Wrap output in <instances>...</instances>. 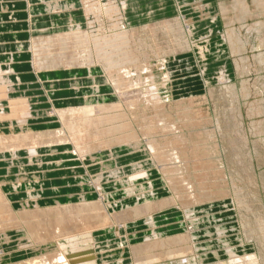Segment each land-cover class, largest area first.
<instances>
[{"label": "rangeland", "instance_id": "obj_1", "mask_svg": "<svg viewBox=\"0 0 264 264\" xmlns=\"http://www.w3.org/2000/svg\"><path fill=\"white\" fill-rule=\"evenodd\" d=\"M172 1L94 0L93 3L103 7L113 2L118 7L119 17L122 18L120 22H123L121 25L125 27L124 31L127 32L126 41L128 42L130 53L136 59L135 65H143L147 66V68L152 66L149 72H151L156 82L162 76V66L158 64L159 61L164 59L168 61L167 70L171 72V75L168 73L166 78L170 80V82H166L169 85L160 91L162 92L160 96L166 101L162 110L169 117L170 122H176L180 128L179 130L187 136L188 145L184 149V156L188 166V177L195 185L194 190L198 191L197 193L201 197L198 202L200 205L191 207V209H194V219L203 222L197 225L198 227L196 226L195 234L198 235V238H194L193 243L189 240L171 241V237L186 234L190 227L187 218L175 206L156 209V211H153L154 213L149 214L154 217V222L151 225L143 222L137 227L128 228L126 224L129 225L135 221L132 210L137 208L139 206L137 204L140 203H135L136 195L128 196L124 191L125 189L120 186H107L106 183L102 184L104 186L102 192L87 186L88 190L94 191L95 195L91 197L88 196L91 194H87V198L83 199L84 201L97 202V198L100 199L101 195L103 204L110 215L124 214V217L120 216L117 222L120 226L113 225L114 227L111 226L112 228H104L94 232L93 238L95 237L98 247L95 251L98 259L113 252L116 254L123 253L124 263L126 262L127 264H216L217 261L213 255L215 254L214 251H217L218 253L223 252L221 264H230L225 248L245 246V249L240 250V254L247 252V254L256 255L254 263L257 261V264H264V0H212L221 9H219L217 14L215 13L207 19L211 23L207 24L208 28H210L207 31V37L213 39L203 60H200L202 57L198 55L197 47L202 44L199 40L205 39V35H202L205 28H195L194 30L190 27L192 31L188 33L187 25L189 20L180 16H184L183 11L179 13V8L181 10L186 8V2L191 0H176V5L180 4V6L177 5L178 11L173 10ZM100 11L99 23L95 22L96 19L93 16L89 20L86 18V22H81L82 31L102 29L108 35L116 32L115 30L110 32L112 30V22L104 14L103 8ZM90 20L95 22L93 28H88L87 21ZM99 25L101 26L99 27ZM65 29L63 28L64 31ZM39 30H41V33H49L37 39H31L30 45H27L30 56V48L33 41L54 36L58 32V30L49 26H43ZM231 34L235 40H238L237 43H232ZM200 35L201 38H199ZM218 36L226 39L220 45L222 50L224 49L221 53H219L218 46H216L219 40L215 38ZM183 41H187L188 44H183ZM232 44L234 47H232ZM79 68L75 66L72 71H77ZM221 69L225 70L226 78L218 80V73ZM63 70V68H58L52 72L56 71L58 74L60 73L67 77L68 75ZM35 74L39 78L41 77L39 73L36 72ZM57 77L58 80L56 81L60 82L59 79L62 77L60 75ZM70 79L67 77L66 80L64 79L65 81L58 83L55 89L56 87H62L64 84L69 86L67 88H71L69 85ZM78 79H82V77L78 76ZM101 79V82L105 83L104 76ZM154 80L152 81L153 83H155ZM151 83L147 82L145 85L151 87ZM85 84H81L82 87ZM104 87L106 86L102 85V88ZM43 89H47V87L42 86V84L36 85L33 82L27 89L20 88L19 90L21 95L24 94L25 90L27 92H37L46 97L47 94L43 92ZM47 90L52 91L49 88ZM71 93L69 92L65 97L68 103L57 104L54 101L55 105L52 106L53 108L41 103L43 104L41 106L42 110L51 112L59 107L80 105L82 102L81 94L78 95L80 97H76ZM104 93L110 94L104 88L96 95ZM54 96H56V93ZM54 99L57 100V97ZM72 101L81 102L72 104ZM105 101L107 103L117 102V98L111 97V99H105ZM2 105L5 108L6 105ZM187 110L191 111L192 118L193 120L195 119L192 126L188 128L184 126L185 121L181 122L184 120L185 114L183 112ZM152 115L148 110L147 103L142 101L132 117V127L136 128L138 133L141 134L140 130L144 126V121L151 119ZM50 119L53 120L50 121ZM42 122L44 123L39 122L40 125L37 128L47 130L58 126L53 116H49L46 122ZM112 125H106L103 129L109 130L107 128L112 127ZM96 129L94 126L90 131L92 138H95ZM68 149L70 147L63 148V146H58L56 149L58 154L46 155L48 152L43 148L39 152L43 161L41 168L36 165L37 162H33L35 164L33 166H28L24 153H21L16 161L13 160L6 164L0 162V177L2 178L5 175L14 177L17 174L23 175L26 173V175H31L35 173L41 176L40 180L45 181L62 178V174H68L67 177L73 176L72 173L74 172L70 170L74 167L81 169V166L74 154L69 155L66 152ZM107 149L92 153L91 156H98L107 151ZM111 149L115 148L112 147ZM122 153L125 154L126 152L122 151ZM139 153V151L133 152L132 154L135 155V158L129 162L142 161L143 159H140L142 156L138 155ZM114 159H119V156ZM63 160L66 165L61 164ZM96 160L98 159L93 161ZM118 162L119 165L122 163L120 159ZM197 163L198 165H196ZM149 164L153 172L150 178L154 184V191L158 193L157 197H170L173 192L162 181V172L160 174L154 167L155 164L151 161ZM9 166H15V169L5 173ZM61 167L66 169L69 167V173L58 171L57 169L59 168L60 170ZM82 169L85 172L83 167ZM53 170L56 171L53 173ZM86 184H89L88 179ZM33 185L28 188V185L24 183L21 186V188L25 186L23 190L20 189V186L18 187L21 191L17 187H11V185L9 187L13 190L2 188L17 213L20 212L18 209L21 208V204L26 200H29L27 207L30 206V209H34L35 199L38 198L37 208L41 207L40 210L54 208L57 204L73 205L75 203L74 205L76 206L82 201V199L61 201L59 198H53L43 204L39 198L40 194H37L38 196L27 195L29 189L32 194L40 193ZM159 188L161 189L158 190ZM52 190L56 192L58 188L53 187ZM209 191L216 192L212 201L208 198ZM113 194L115 195L113 196ZM75 197H77V194L71 196V198ZM89 197L91 198L89 199ZM119 203L125 205H117L113 209L110 207ZM163 211H175L176 215H163L158 220L157 216H160L158 214ZM51 214H49L48 218L53 219L54 216ZM143 219L146 220L147 216H144ZM141 221L139 220L140 223ZM115 227L116 229L119 228V230L115 231ZM217 227H224L225 231L220 235L216 231ZM152 232H156L159 239L166 240L163 247L153 244L157 240L156 237H144V235L149 236V233ZM206 232H211V234L208 235ZM5 233L8 237H4L3 234ZM110 233L115 235L117 239H114ZM25 235L24 230L7 224L1 225L0 251L4 250L7 253L4 255L6 258L8 253H12V263L18 264L33 258L31 253H17V251L32 247V242L28 239L26 240ZM100 236L103 241L100 240ZM107 236L110 239H107ZM51 240L50 238L47 241ZM43 245L49 246L50 244L43 243ZM194 245H197L199 250L195 251ZM59 247L62 251L60 244ZM42 250V252L49 251L46 249ZM167 250H170L173 255L166 253ZM177 250H182L181 255H177Z\"/></svg>", "mask_w": 264, "mask_h": 264}, {"label": "bare ground", "instance_id": "obj_2", "mask_svg": "<svg viewBox=\"0 0 264 264\" xmlns=\"http://www.w3.org/2000/svg\"><path fill=\"white\" fill-rule=\"evenodd\" d=\"M40 1L47 5L46 11L50 12L49 16L55 15L56 18L52 20V27L58 32L54 36L40 38L32 42L30 66L32 65L33 68H31L34 69L35 73L37 72L41 77H45L44 83L48 85H46L47 89L49 88L50 90L52 88V91L59 83L56 80H58L57 76L60 75V73L52 71L63 68L65 70L63 71L71 78L69 85L73 94H81L82 102L78 106L69 105L46 112L44 116L46 118L45 122L49 116H53L58 126L42 130L37 128V126H33V128L28 125L29 121L26 118L33 116L29 102L19 100L13 104L10 101L12 106H9V109L11 111L7 112L8 110H5L0 100V160H14L19 158L21 153H24L27 164L33 165V162H37L41 166L43 161L39 152L43 148L48 153L51 152L52 154L50 155H56L58 154L56 152L58 146H63V148L70 147L66 152L77 157L80 166L85 170L84 176H88L93 171L90 169L86 170V165H95L94 167L97 170L102 168V170L108 171L113 168L115 161V166L119 165V160L114 158H118L120 154L122 155V151H130L131 153L139 151V155L143 158L139 157L143 160L131 162L132 170H129L128 173L123 172L125 168H120V170L115 171L116 173H111L109 175L111 179H105L106 185L120 186L125 189L124 191L128 196L136 195L135 203H140L137 204V206L139 205L137 208L132 210L133 216L134 218L147 216V219L143 222L150 225L154 222V219L149 214L156 211V209H163L167 206L179 208L189 221L190 227L186 234L171 237V241L189 240L193 243L194 238H198V235L195 234L196 226L203 221L194 219V209H191V207L200 205L198 202L201 197L197 193L198 191L194 190L195 185L188 177V166L184 156V149L188 145L187 136L179 130L180 128L176 122H170L169 117L162 110L166 101L160 96V93H162L160 91L169 85L166 83L167 81L170 82V80L166 79L168 73H171L167 70L168 61L164 59L158 63L162 66V76L158 82L154 80L155 78L149 72L152 66L147 68V66L135 65L136 59L130 53V48L126 41L127 32L124 31L125 27L121 25L123 22H120L122 18L119 17V9L113 2L101 7L93 3L94 0L82 1V8L88 20L93 16L96 19L95 22L99 23L100 9H104V14L112 22V30L110 32L116 31L108 35L102 29L95 31L81 30V21L76 20L73 12L70 11L79 4V0L67 4L61 0ZM27 3L29 4L28 0ZM31 21H33L32 17ZM35 22L32 23L35 24ZM87 22L88 28L94 27V21L90 20ZM187 27L188 33H190L192 30H190L189 22ZM63 28H66L65 31ZM233 37L231 34L232 43H237L238 40ZM222 42V40H219L216 43L219 53L224 50L220 47ZM183 44L187 45L188 42L183 41ZM205 44L202 43L197 47L198 55L202 57L200 60L205 59L210 41ZM16 47L22 50L24 45L18 43ZM232 47H234L233 44ZM10 58L11 61L5 65H2L0 61V84L5 86L0 90V99L11 91L12 76L18 81L21 80L13 68V55H10ZM75 66L80 68L73 72L72 68ZM78 76L82 77V79H78ZM103 76L105 83L101 82V77ZM218 76V80L225 79V70L221 69ZM153 80L155 83L152 82ZM147 82H152L150 84L151 87L145 85ZM81 84H85L84 87ZM102 85L106 86L104 88L110 94L96 95L101 89H104ZM111 97H116L117 102L109 101L112 103H107L105 101V99H111ZM142 101L147 103L148 110L153 115L151 119L144 121V126L140 130L141 134H139L136 128L132 127V117ZM183 114H185L184 120L181 122L185 121L184 126L186 128L192 126L195 119L193 120L191 111H184ZM109 124H113L112 127L107 128L109 130H104V126ZM94 126L97 129L95 138H92L90 131ZM110 146L115 149H111L112 147ZM103 149H107V151L98 156H91L92 153H97ZM94 159H98L96 160L97 162L93 161ZM105 159L106 161H104ZM150 161L155 164L153 165L160 174L162 172L161 179L168 186L167 188L170 191L172 189L173 194L170 197H157L158 193L154 191V184L150 178L151 174H153L151 167H149ZM145 166H147V169ZM63 170L65 171V168ZM72 170V172L78 173L75 167ZM96 173H93V175ZM200 173L198 174L200 175ZM39 181L42 180L35 173L31 175H26L25 173L10 181L7 178L0 177V228L1 225L7 224L24 230L26 240L28 239L32 242V247L22 249L17 251V253H31L33 258L18 264H127L126 262L124 263L123 253L116 254L113 252L98 259L95 251L98 247L95 237L93 238L94 232L104 228H112L111 226L113 225L120 226L117 222L120 216L124 217V214L110 215L103 204L101 195L100 199L97 198V202H86V200H83L86 199V194H82L79 197L82 201L76 206L74 205L75 203L73 205L57 204L56 207L53 206L54 208L51 209L44 208L45 210H40L41 207L37 208L38 198L35 199L34 209H30V206L27 207L29 200H26L21 204V208L18 209L20 212L17 213L2 188L8 184L11 187L18 188L24 183L29 188L32 187V183H39ZM88 182V187L91 186V188L102 192L104 186L102 183L99 184L98 181L94 182L93 176L89 177ZM29 191L31 190H28V196L40 194L38 192L32 194ZM215 194L216 192L209 191L208 198L210 201H212ZM240 202L242 201L240 200ZM117 205L124 206L125 204H113L110 207L113 209ZM50 213L53 214V219L48 218ZM116 230H119V228L116 229L115 227ZM216 231L221 235L225 228L217 227ZM206 233L208 235L211 234V232ZM3 235L8 237L6 233ZM144 237H156L157 240L153 244L161 247L166 243V240L157 237L156 232L149 233V236L144 235ZM50 238L52 240L47 241ZM43 243H49L50 245H43ZM194 248L195 251L199 250L197 245H194ZM42 249L49 251L42 252ZM225 249L230 264H253L256 260V255L247 254V252L240 254V250L245 249V246L239 248L226 247ZM181 252L182 250H177V255H181ZM214 252L213 256L217 261L216 264H221L223 252ZM166 253L173 255L170 250H167ZM6 254L4 250L0 251V264H15L11 261L12 253H8L7 258L4 256ZM255 263L257 264V261Z\"/></svg>", "mask_w": 264, "mask_h": 264}, {"label": "crops", "instance_id": "obj_3", "mask_svg": "<svg viewBox=\"0 0 264 264\" xmlns=\"http://www.w3.org/2000/svg\"><path fill=\"white\" fill-rule=\"evenodd\" d=\"M29 4L27 3V0H0V61L2 63V65H5L6 63H9V61H11L10 55H13V68L15 69L16 74H18V76L21 78L20 81L14 79V76H12V89L11 91H9L8 95H6V97H2L0 100L2 101V104H5V110L7 112H10L11 110L9 109V106L11 107L12 104L10 101L13 102H18L19 100H25L26 102H29V107L31 108V112L33 114L32 117L26 118V120H28L29 125L31 126H38L40 125V123L42 121H45L46 118H44L46 111L42 110V105L46 104L49 107H52L54 104V101L57 104H64V103H59V102H65L67 100H65V97L68 95L69 92H72L71 94H73L72 88H67L69 86H67L66 84H64L62 87H55L53 88L54 91H48L47 89H43V92H46V97L37 93V92H31V91H25L24 90V94L21 95L20 94V88L23 89H27L29 86H31V84H42V86H46L47 84L44 83V79L45 77H38L35 72L31 69L30 67V53L28 50V46L31 43V39H37L40 36H44L45 34L49 33V32H43L41 33L39 29H42V27H52V20L53 18H56L55 15L53 16H49L48 11H46V7L47 5H44L43 2H41L40 0H28ZM63 2H65V4L70 3L72 1L75 0H61ZM83 0H79V4L77 6H75L73 9L71 7L73 14L76 18V20L83 22H86V16L84 14V10H83V4L81 3ZM175 1V2H174ZM187 6L186 8H183L182 10L179 8V13H181L183 11L184 16L180 15L182 17H184L185 19L189 20V26L192 27L194 30L195 28L200 29L201 27H204V31L202 35H205V39H201L199 40L200 43H207V42H211V38L207 37V31L208 26L207 24H211L209 23V21H207V19H209L213 14H217L219 12V9H221L219 7V5H217L215 2H213L212 0H191L190 2H186ZM178 6H180V4H177ZM177 5H176V0L172 1V8L173 10H177ZM32 7V8H31ZM40 10V11H39ZM69 11V12H70ZM31 17L33 18V21H31ZM52 17V18H51ZM58 18V17H57ZM202 20V21H201ZM36 21V22H35ZM32 22H35L32 23ZM61 22V21H60ZM197 22V23H196ZM59 23V22H57ZM207 29V30H206ZM38 30V32H37ZM201 38V35L200 37ZM215 39L218 40H222L223 42H225V38L222 37H216ZM18 43H21L24 45L22 50H19L16 45ZM22 57V58H21ZM19 68V69H17ZM23 72V73H22ZM60 76L62 78H60V82H63L67 79V77L63 76L60 74ZM65 77V78H64ZM62 79V80H61ZM65 79V80H64ZM48 86V85H47ZM46 86V87H47ZM5 86H3L2 84H0V90L2 88H4ZM27 87V88H26ZM52 88H50L51 90ZM54 92V93H52ZM1 93V91H0ZM56 93V96H54V94ZM76 97L78 95L74 94ZM57 97V100H55L54 98ZM80 97V96H78ZM54 99V100H53ZM78 100V98H77ZM47 102V103H46ZM81 101H72V104H76L79 103ZM43 103V104H41ZM68 103V102H65ZM53 108V107H52ZM40 122V123H39ZM52 154L47 153L46 155H50ZM139 155V154H138ZM135 155H133L130 151H126L125 154L120 155L119 159L122 161V163H120V165H118L117 167L116 165V161L115 164L113 166V168L111 170L105 171L101 169H95L96 167L91 166L90 165H86L85 169H90L93 172H91V177L93 176L94 178V182L96 181H100L99 184H103L105 183V179H111V176H109L111 173H114L115 171L120 170V168L125 166V170L123 172L128 173L129 170H132V166H131V162H129L131 159L135 158ZM18 159V158H17ZM17 159H14V161H16ZM118 159V160H119ZM12 159H5L4 161H0L3 164L12 162ZM27 161V159H26ZM71 162V161H70ZM124 163V165H122ZM62 165H66V163L64 164V160L61 162ZM28 166H33V165H29ZM39 165V164H36ZM42 165V164H41ZM41 168V166H39ZM90 167V168H89ZM104 167V166H102ZM147 169V166H145ZM144 167V168H145ZM105 168V167H104ZM149 168V167H148ZM15 169V166H9L7 167V170H5V173L10 172L9 170ZM60 172H67L69 173V167L68 169L65 168V171L63 170V168H61L59 170V168L57 169ZM78 173H72L73 176H68V174L65 175H61L62 178H54L52 180H45V181H40L39 183H32L34 184V188L40 192V200L42 201L43 204H46V202L48 200H51L53 198H59L61 201H69L70 199L73 200H78L80 195L82 194H91L88 196L94 197L95 193L94 191L88 190L87 185L86 184V180L89 179V175L88 176H84V171L81 167V169H78ZM56 170H53V173ZM71 172L73 170H70ZM97 172V174H94ZM80 173V175H79ZM116 173V172H115ZM123 174V173H122ZM39 175V174H36ZM82 175V176H81ZM17 176H21L20 174H17L14 177H10V176H3V178H7L8 181L15 179ZM40 176V175H39ZM41 178V176H40ZM75 186V187H74ZM86 187V189H83V187ZM9 184L5 186L6 189L11 190ZM25 186H23L22 188L20 187L21 190L24 189ZM53 187L58 188V190L55 192L53 191ZM19 189V188H18ZM19 189V190H20ZM161 188H159L158 190H160ZM20 190V191H21ZM157 190V189H156ZM65 192V193H64ZM64 193V194H63ZM77 194V197L75 198H71L72 195ZM89 197V199L91 198ZM87 198V197H86ZM70 200V201H71ZM161 212L160 216H157V219L160 220V217L163 215H176L175 211H171V212ZM153 215H157V214H153ZM144 217H140V218H134L135 221H133L132 224H129L126 226H128V228H133V227H137L141 224H143V219ZM154 218V217H153ZM139 220H142L141 223L139 222ZM107 234V233H105ZM111 234V233H110ZM112 237L114 239H117V237L113 234H111ZM107 239H110V237H106ZM100 240L103 241L102 237L100 236Z\"/></svg>", "mask_w": 264, "mask_h": 264}]
</instances>
